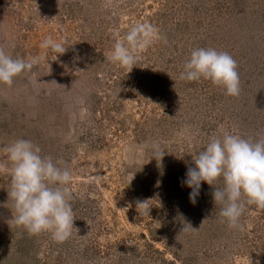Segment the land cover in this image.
Listing matches in <instances>:
<instances>
[{"label":"rangeland","instance_id":"1","mask_svg":"<svg viewBox=\"0 0 264 264\" xmlns=\"http://www.w3.org/2000/svg\"><path fill=\"white\" fill-rule=\"evenodd\" d=\"M138 22L160 38L132 70L109 62L116 34ZM48 37L65 52L41 48ZM0 47L36 61L0 84V162L18 139L63 161L75 217L64 243L9 226L0 172V264H264V209L247 206L229 228L213 199L222 178L202 182L195 204L183 183L210 138H264V0H0ZM201 47L233 57L238 96L179 78Z\"/></svg>","mask_w":264,"mask_h":264},{"label":"clouds","instance_id":"2","mask_svg":"<svg viewBox=\"0 0 264 264\" xmlns=\"http://www.w3.org/2000/svg\"><path fill=\"white\" fill-rule=\"evenodd\" d=\"M116 35L107 60L131 70L137 54L160 38L155 26L140 22L124 36ZM40 47L57 54L66 50L63 42H56L51 37L46 38ZM35 62V59L13 58L0 47V84L11 86L14 78L31 71ZM179 78L189 82L201 78L210 80L227 96L240 93L236 61L227 52L213 48L193 49ZM158 147L153 145L155 150ZM3 152L6 160L0 162V172L10 176V191L7 193L14 208L9 226L23 228L31 236L48 232L56 243L67 241L75 220L67 188L72 179L68 167L61 166L63 161L54 162L51 157L42 156L39 146L24 139L6 146ZM160 155L162 157L164 153ZM192 162L194 167L188 168L183 181L192 190L190 201L195 204L202 182L213 186L222 178L223 186L214 188L213 199L215 204L221 205V222L227 223L229 228H241L240 218L247 206L264 209V138L251 140L225 132L222 136L210 138ZM136 209L139 215L149 214L148 201L137 200ZM189 230L197 231L185 223L182 231Z\"/></svg>","mask_w":264,"mask_h":264}]
</instances>
